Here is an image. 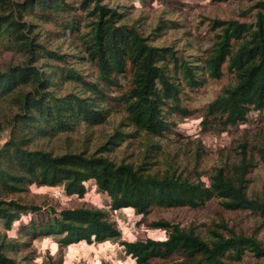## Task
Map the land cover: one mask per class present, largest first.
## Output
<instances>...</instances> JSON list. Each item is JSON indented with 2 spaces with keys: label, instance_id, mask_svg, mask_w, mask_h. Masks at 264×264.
Segmentation results:
<instances>
[{
  "label": "trees",
  "instance_id": "1",
  "mask_svg": "<svg viewBox=\"0 0 264 264\" xmlns=\"http://www.w3.org/2000/svg\"><path fill=\"white\" fill-rule=\"evenodd\" d=\"M251 1L255 2V23L213 21L215 46L204 65L194 67L123 24L125 14L103 5V0H83L78 7L65 0H0V38L7 37L28 56L25 64L0 72V102L18 109L11 137L0 149V221L8 232L23 216H36L20 228V243L8 241L7 233L0 235V264H17L7 253L41 236L57 239L60 248L82 242H119L136 264H233L243 261L247 253L257 264H264V246L252 237L218 233L208 242L193 230L159 220L153 226L166 231L165 240L121 241L122 233L109 210L65 208L50 217L40 206L23 199L33 185L62 186L67 194L83 197L85 184L94 181L110 198L112 211L131 208L145 217L153 207L197 209L217 198L228 210L249 211L264 218V198L248 193L246 175L251 165L246 161L231 173L217 169L207 186L200 177L192 180L169 172L146 173L97 153L55 155L30 149L36 137L70 132L78 123L103 124L111 111L101 107L105 104L124 109L131 126L147 136H162L172 130V115H191L185 105L186 90L203 86L205 79L199 71L217 79L224 65L235 74L236 84L209 104L204 124L212 122L225 130L247 123L251 111L264 110V0ZM26 15L53 21L61 34L72 36L80 35L82 18L92 19L85 51L96 81L80 75L68 55L35 43L26 33L31 27L23 19ZM39 60H46L47 65L38 67ZM128 74L132 78L129 90L111 95ZM72 81L83 87V93H57L63 82ZM123 136L116 131L113 139L122 141ZM258 156L264 165V145Z\"/></svg>",
  "mask_w": 264,
  "mask_h": 264
},
{
  "label": "rangeland",
  "instance_id": "2",
  "mask_svg": "<svg viewBox=\"0 0 264 264\" xmlns=\"http://www.w3.org/2000/svg\"><path fill=\"white\" fill-rule=\"evenodd\" d=\"M23 3L27 0H12ZM36 1V0H34ZM78 7L83 0H65ZM103 5L125 14L122 23L133 27L154 46L170 49L177 57L185 58L192 66L202 67L207 55L216 43L213 21H239L255 23V2L251 0H103ZM24 21L31 25L26 31L41 46L70 57L71 65L87 81H96L85 46L91 37L92 19L82 18L80 35H63L60 26L36 16L26 15ZM85 34V36H83ZM27 53L7 40L0 38V72L12 66L27 62ZM36 65L45 67L46 60ZM173 69V66H170ZM205 79L201 88L186 90L185 105L191 112L187 117L172 115L169 121L171 131L162 136H147L131 126L124 109L108 104L102 108L111 109L107 120L100 125L78 123L70 132L51 137H36L30 149L49 151L55 155L65 153H97L116 164H132L146 173L171 175L198 180L207 186L210 177L219 168L228 173L243 161L251 165L246 175L248 193L253 198H264V165L259 159L258 149L264 145V110L251 111L248 122L223 129L208 122L204 124L207 108L225 89L236 84V76L227 65L222 68L220 78L212 79L199 71ZM131 75L123 77L121 86L111 95L119 96L131 86ZM59 95L83 93L77 82H63L57 88ZM89 95V94H87ZM18 113L15 105L0 102V149L10 139L14 117ZM116 131L122 141L113 139ZM83 197L69 195L62 186H36L29 188L23 199L38 205L42 211L56 216L65 208H94L111 211L114 221L122 233L121 241L165 240L166 231L155 229L153 224L167 220L187 230H193L205 241L211 242L220 233L226 237L244 235L255 238L264 246V218L249 211H231L224 207L223 200L213 198L205 206L166 209L153 207L147 216L137 214L131 208L117 211L110 209V198L99 191L94 181L85 184ZM56 211V213H53ZM35 214L23 216L15 222L12 230L6 232L0 221V235L7 233L8 241L20 243L19 230ZM55 238L37 237L28 240L26 246L17 245L7 255L17 264H136L125 254L119 242L78 243L60 248ZM12 242V243H13ZM247 253L243 261L233 264H257Z\"/></svg>",
  "mask_w": 264,
  "mask_h": 264
}]
</instances>
